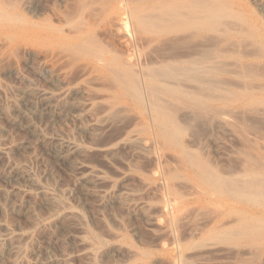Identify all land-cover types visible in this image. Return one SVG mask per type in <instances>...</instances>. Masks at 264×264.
Returning a JSON list of instances; mask_svg holds the SVG:
<instances>
[{"label": "rangeland", "instance_id": "1", "mask_svg": "<svg viewBox=\"0 0 264 264\" xmlns=\"http://www.w3.org/2000/svg\"><path fill=\"white\" fill-rule=\"evenodd\" d=\"M173 1L0 0V264H264V0ZM157 70L183 133L141 153L128 136L156 131L142 132L147 105L131 98L130 77ZM86 86L66 100L95 107L41 112L43 94ZM111 96L126 106L106 125ZM90 169L102 183L87 181ZM252 174L262 182L251 189Z\"/></svg>", "mask_w": 264, "mask_h": 264}, {"label": "bare ground", "instance_id": "2", "mask_svg": "<svg viewBox=\"0 0 264 264\" xmlns=\"http://www.w3.org/2000/svg\"><path fill=\"white\" fill-rule=\"evenodd\" d=\"M187 2L189 1V0H186ZM173 2H176L175 0L173 1ZM172 3V2H171ZM178 3V2H177ZM176 4V3H175ZM179 4V3H178ZM171 5V4H170ZM172 5H173V3H172ZM174 6H176V5H174ZM172 7V8H174L175 9V7ZM178 6V5H177ZM176 10V9H175ZM178 10V9H177ZM174 11V10H173ZM176 13H177V11H176ZM171 14V13H170ZM149 17H151V15L149 16ZM153 17V16H152ZM155 19V17H153V19H151V20H154ZM146 21V20H145ZM142 22V21H141ZM88 47V46H87ZM80 49V48H79ZM80 50H82V49H80ZM193 60V59H192ZM192 63V62H191ZM195 64H196V62H195ZM198 64V63H197ZM196 64V65H197ZM201 64V63H200ZM199 65V64H198ZM188 67V66H187ZM194 67V66H193ZM183 68V67H182ZM182 68H181V70H182ZM197 68V67H196ZM199 68V67H198ZM187 69V68H186ZM185 69V70H186ZM189 69V68H188ZM193 68L191 67V69H189L188 71H190L191 72V70H192ZM147 70V69H146ZM160 70V69H159ZM159 70H157V72L156 71H149L148 73H146V72H143V73H146V75H144V74H141L140 75V77L137 79L138 81L136 82L135 80H134V78L135 77H130L131 79H132V81H130V82H133V83H131L130 85H131V87H134L133 89H131L132 90V94L134 93V95H132L131 93H130V95H132V97L131 98H133L134 100H135V98L133 97V96H135L136 97V100H138V102H146V105H147V113H148V122L146 123V124H144L143 125V127H142V132L144 133V134H148L150 131H151V129H152V127H153V130H155L156 131V133L155 134H151L149 137H141L140 135H135V134H133V133H131L129 136H128V140L129 141H132V142H134L136 145V147H137V149H139V151L141 152V153H147V152H155V153H159L161 150L162 151H164L165 150V148H169V147H173L174 145H176V144H178V143H176L177 142V140L179 139V137L181 136V133H183V131L180 129V127H179V125L177 124L176 126L177 127H172V125H170V121L172 120V118L173 117H175V116H173V114H176L175 112H172L173 111V109H174V107L173 108H171L172 106H173V103H176V102H179L180 103V101H178L177 99L175 100V95H173L174 93L173 92H171V91H169L168 89H170L169 87H173V86H166V85H164V84H162V86L164 85L165 87H166V89L169 91V92H167V90L166 89H163V90H161V88H163V87H159V85L160 84H158V80H159V78H161V77H159L160 75H161V73L162 72H160ZM163 71H164V69H162ZM161 70V71H162ZM128 71V70H127ZM131 71V70H130ZM135 70H133V72H134ZM139 71V70H138ZM137 71V72H138ZM145 71V70H144ZM195 71H197V69L195 70ZM203 71V70H202ZM119 72V71H118ZM140 72V71H139ZM182 72H184V70L182 71ZM186 72V71H185ZM184 72V73H185ZM194 72V71H193ZM198 72H200V71H198ZM205 72V71H204ZM117 73V72H116ZM115 73V74H116ZM120 73V72H119ZM119 73H117L120 77H121V75L119 74ZM123 73V72H122ZM127 73V72H126ZM130 73V72H129ZM128 73V74H129ZM164 73H165V71H164ZM167 73V72H166ZM177 73V72H176ZM175 73V74H176ZM115 74H114V76H115ZM124 74V73H123ZM122 74V75H123ZM163 74V73H162ZM169 74V73H168ZM172 74H173V72H172ZM175 74H174V76H175ZM190 74V73H189ZM193 73L191 72V75H192ZM195 74V73H194ZM133 75V74H132ZM135 75V74H134ZM165 75V74H164ZM188 75V74H187ZM65 76V75H64ZM119 76H118V80H121V82H119V83H121L120 85L121 86H124V85H122V84H124L125 83V81H122V79L121 78H119ZM130 76V75H129ZM136 76V75H135ZM162 76V75H161ZM171 77H172V75H170ZM189 77H190V75H188ZM188 76H186V77H188ZM196 76V75H195ZM137 77V76H136ZM163 77V76H162ZM53 81H55V82H57V84H63L64 82H65V80H63L64 78H63V74H61V73H57L56 71H54L53 73H51V77H50ZM97 78V76H91V78L90 79H92L93 81L95 80ZM123 78V77H122ZM125 78V77H124ZM129 78V80H131ZM173 78V77H172ZM193 78V77H192ZM89 79V80H90ZM101 79V78H100ZM126 79V78H125ZM167 79V78H166ZM103 80V78L101 79V81ZM117 80V79H116ZM169 80V79H168ZM96 81V80H95ZM126 81H127V79H126ZM165 81V80H164ZM164 81H163V79H162V82L164 83ZM91 82V81H90ZM166 82H167V80H166ZM113 83H114V80H113ZM115 83H117V81L115 82ZM201 83V82H200ZM127 84V83H126ZM169 84V83H168ZM204 84V83H203ZM116 85V84H115ZM127 85H129V84H127ZM129 85V86H130ZM126 86V85H125ZM131 87H129V89L131 88ZM175 87H176V85H175ZM174 87V88H175ZM66 88V87H65ZM79 88V87H78ZM174 88L172 89V90H174ZM192 88V87H191ZM118 89V88H117ZM122 89H124V87L122 88ZM135 89V90H134ZM179 89V92H181L180 90H182V88L180 89V88H178ZM193 89V88H192ZM202 89V88H201ZM64 90V89H63ZM62 90V91H63ZM131 90L129 91V92H131ZM134 90V91H133ZM198 90H200V88L198 89ZM91 89L88 87V86H86V87H81V88H79V89H72V88H66L60 95H57V96H53V97H48L46 94H43L42 95V100H43V102H44V106H43V110L41 111L43 114H49V115H54L55 113H58V112H64L63 110H65V109H67L68 107L70 108V106L71 107H76V108H79V109H81L82 111H84V108H88V107H95V104L96 103H91V102H89V100H87L84 104H82L83 106V108L81 107V104H74L73 105V103H72V105L67 101L68 99V97L70 96V95H74V94H83V95H88L89 93H91ZM126 91V96L127 97H130V95L128 96V94H127V90H125ZM125 91H123V92H125ZM176 91H178V90H176ZM191 91V90H190ZM205 91V90H204ZM121 92H122V90H121ZM122 92V93H123ZM184 91H182L181 93H183ZM181 93H179V94H181ZM186 94H188V92H187V90H186V92H185ZM193 93H195V92H193ZM123 94H125V93H123ZM201 94V93H200ZM163 95H165V98L164 97H162ZM193 95V94H192ZM198 95V94H197ZM74 96H76V95H74ZM183 96H185V94L183 95ZM190 96V95H189ZM119 97H122L121 95L119 96ZM118 97V101L115 99V97H112L111 96V98H110V100H108L107 101V105L106 106H102L103 107V112H104V116H106L107 115V117L105 118V120H104V123L107 125V123L106 122H108L109 121V118L110 119H113V118H115V117H119L120 116V114H121V112H122V110H123V108L126 106V104H124L123 103V101H124V98H127V97H125L124 96V98L122 99V98H119ZM138 98V99H137ZM176 98H178V97H176ZM181 98V97H180ZM192 98H193V96H192ZM27 99V98H26ZM67 99V100H66ZM179 99V98H178ZM183 99H187V98H183ZM183 99H181V102H182V100ZM190 98H188L187 100H189ZM28 100V102L27 103H31V104H34V100H33V97H30L29 99H27ZM180 100V99H179ZM197 100V99H196ZM184 102H186L185 100H183ZM192 101V100H191ZM191 101H188L189 102V104L191 103ZM125 102V101H124ZM196 102V101H195ZM194 102V104L196 105V103ZM171 104V105H170ZM177 104V103H176ZM184 104H187V103H184ZM184 104L182 103V105H183V107H184ZM192 104V103H191ZM190 104V105H191ZM193 104V105H194ZM188 105V104H187ZM194 105V106H195ZM12 106H13V108L15 109V110H18V104H16L15 102L12 104ZM32 106V105H31ZM171 106V107H170ZM175 106V105H174ZM177 106V105H176ZM176 106H175V109H176ZM198 106H200V105H198ZM169 107H170V109H169ZM178 107V106H177ZM185 109L187 110V106L185 105ZM91 108H90V110H91ZM179 108L181 109V104H180V106H179ZM195 108V107H194ZM201 108V107H200ZM197 109V108H196ZM199 109V108H198ZM197 109V111L198 112H201V111H199ZM71 110V109H70ZM78 110V109H77ZM168 110V111H167ZM171 111V113H172V116L170 115V114H168V113H170V111ZM201 110V109H200ZM203 110V109H202ZM69 111V110H68ZM175 111V110H174ZM179 111V109L177 110V112ZM204 111V110H203ZM202 113V112H201ZM206 113V112H205ZM195 114V113H194ZM204 114V113H203ZM199 116V115H198ZM201 116V115H200ZM205 116V115H204ZM219 118V117H218ZM220 120H221V117L219 118ZM175 120H176V118H175ZM101 123H103V122H101ZM174 123H177V122H174V120L172 121V124H174ZM179 127V128H178ZM182 131V132H181ZM179 142V141H178ZM61 145V144H60ZM60 147H62V145L60 146ZM67 148H69V150H70V153H76V152H78L79 151V148L78 147H67ZM104 152L105 153H108V152H110V149H106V150H104ZM193 159H195L196 161H197V159L196 158H193ZM192 160V159H191ZM195 160H192V164H195L196 165V168H197V164H196V162H195ZM198 163V162H197ZM200 163V162H199ZM198 163V164H199ZM201 164V163H200ZM202 165V164H201ZM193 166V165H192ZM200 168V170H201V168H202V166H199ZM204 167V166H203ZM205 168V167H204ZM15 171H16V175H25L24 174V171L23 170H21V169H14ZM198 170V169H197ZM202 170H203V168H202ZM201 170V171H202ZM207 170V169H206ZM206 170H205V172H206ZM14 171V172H15ZM200 171V172H201ZM204 171V170H203ZM207 172H209V171H207ZM164 174H165V172H164ZM168 174H170V173H168ZM200 174V173H199ZM214 174V173H213ZM251 174V173H250ZM206 175H208V173L206 174ZM205 175V176H206ZM209 175H210V173H209ZM214 175H216V174H214ZM254 174H252V175H249V176H251V178H250V180L252 179V178H254L255 176H258V175H254ZM203 176V175H202ZM204 176V179H206V177ZM213 176V175H212ZM245 176H246V174H245ZM253 176V177H252ZM173 177H174V175H169V179H166V187H168L169 188V190L171 189L172 190V187L170 186L171 184H170V182L172 181V179H173ZM176 177V176H175ZM211 177V176H210ZM210 177H208V178H210ZM219 177V176H218ZM248 177V176H247ZM201 178H203V177H201ZM206 179V180H211L212 178H210V179ZM221 178V177H220ZM223 178V177H222ZM258 178V177H257ZM175 179V178H174ZM173 179V182H174V184H175V180ZM224 179V178H223ZM246 179V178H245ZM206 180H204V182L206 181ZM215 179L213 178V181H214ZM234 180V179H233ZM255 180V179H254ZM260 180H261V178H260ZM259 180V181H260ZM87 181L88 182H90V183H92V184H98V183H102L103 182V178L100 176V175H98L97 174V172L95 171V170H93V169H90V172L88 173V175H87ZM170 181V182H169ZM201 181H202V179H201ZM212 181V180H211ZM227 180H217V178H216V180H215V184H216V186H217V188H221V187H224V186H226L228 189H229V191L230 192H232L233 191V193L235 194V193H237V192H239V189H240V187H241V184L239 185L240 187H238V183H236L235 181H229V179H228V182L229 183H227L226 182ZM236 181H238V180H236ZM246 181H247V179H246ZM249 181V180H248ZM252 181V180H251ZM256 181V180H255ZM259 181H256L258 184L260 183ZM31 182H34V181H32L31 180ZM173 182H171L172 183V185H173ZM255 182V183H256ZM261 182H262V180H261ZM255 183H254V181H252L251 183L249 182L248 183V185L250 184V187H248V185H246L248 188H251L252 186H256L255 185ZM256 183V184H257ZM202 184H204L205 185V183H203L202 182ZM214 184V183H213ZM246 184H247V182H246ZM261 184V183H260ZM164 185V186H165ZM203 185V186H204ZM211 184H209V185H207V186H210ZM216 186L214 185V187L213 188H216ZM242 186H244V185H242ZM256 187H258V186H256ZM259 187H261V186H259ZM167 188V189H168ZM173 188H174V186H173ZM239 188V189H238ZM242 189L244 188V187H241ZM248 188H246V189H248ZM206 189V188H205ZM209 189H212V186H210V188ZM219 189H216V190H218L219 191ZM252 189V188H251ZM264 189V188H263ZM170 190V191H171ZM175 190V189H174ZM173 190V191H174ZM214 190V189H213ZM249 190V189H248ZM170 191L168 192V193H170ZM173 191H171V193L173 192ZM250 191H253V190H250ZM217 192V191H216ZM246 192V190L244 191V193ZM264 192V191H263ZM262 192V193H263ZM247 193V192H246ZM249 193V192H248ZM253 193H254V191H253ZM179 194V193H178ZM252 194V193H251ZM96 195V194H95ZM121 195H123V194H120V195H117V194H113V195H106V199H108V200H112V201H117V202H119V201H122L123 200V196H121ZM42 196H43V198H44V201H45V204L46 205H49L50 207H53V208H57V207H59V206H57L56 207V205H55V203L56 202H54V199L51 197V196H49L48 194H46V193H44V192H42ZM172 196V195H171ZM246 196H249L248 194L246 195ZM258 196L259 195H257L256 197L258 198ZM172 197H174V195L172 196ZM178 197V196H177ZM251 198H253V199H250V200H255L254 199V197H252V196H250ZM104 198V199H105ZM126 198V197H125ZM174 198H176V196L174 197ZM237 198V197H236ZM235 198V199H236ZM256 198V199H257ZM182 199V198H181ZM111 201V202H112ZM123 201H125V199L123 200ZM175 201V200H174ZM177 201H175V203H176ZM254 202V201H253ZM256 202V201H255ZM119 203H121V202H119ZM123 203V202H122ZM179 203V202H178ZM174 204V203H173ZM183 204H184V202H183ZM165 205V204H164ZM169 205V202H168V204L166 205V208H170V210H168V209H165V211H167V215H169L167 218H170L171 216H172V218H173V220H174V213H172V209H171V207H170V205ZM175 206V205H174ZM173 206V208L174 209H176V206L174 207ZM179 207V206H178ZM183 207V206H182ZM178 210V209H177ZM177 210L175 211L176 213H177ZM181 210V209H180ZM185 210V209H184ZM164 211V212H165ZM182 212V211H181ZM183 213V212H182ZM166 215V216H167ZM171 215V216H170ZM176 215V214H175ZM177 215H179V214H177ZM177 217V216H176ZM172 218L170 219V220H172ZM178 218V217H177ZM177 218H175L176 220H177ZM169 220V221H170ZM178 221V220H177ZM172 222V221H171ZM260 221H258L257 223V226H255V233H256V238L258 237H263V235H262V232H263V229H262V224H263V222H261V223H259ZM235 228V227H234ZM264 228V227H263ZM225 229V228H224ZM224 229H223V231H222V235H224L225 233H224ZM226 230V229H225ZM233 230V229H232ZM236 230H237V228H236ZM235 232H237V231H235ZM234 232V233H235ZM264 233V232H263ZM226 234H228V233H226ZM235 235V234H234ZM224 236H227V235H224ZM257 238V239H258ZM263 239H264V237H263ZM80 240H82V242L83 243H86L85 242V240L83 239V236L82 237H80ZM259 240V239H258ZM262 240V239H261ZM260 244L261 243H257V248H256V252H257V254L256 255H260V251H261V248H260ZM256 245V244H255ZM262 246H263V244H261ZM1 251L2 250H0V254H1ZM262 255V254H261ZM263 256V255H262ZM260 257V256H259ZM262 258V257H261ZM244 261V260H243ZM256 261V260H255ZM258 261V260H257ZM246 262V261H245ZM257 263V262H256ZM239 264H242V261H241V263H239Z\"/></svg>", "mask_w": 264, "mask_h": 264}]
</instances>
